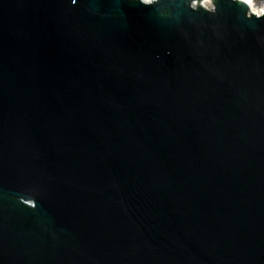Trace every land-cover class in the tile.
I'll return each instance as SVG.
<instances>
[{
  "label": "water",
  "instance_id": "1",
  "mask_svg": "<svg viewBox=\"0 0 264 264\" xmlns=\"http://www.w3.org/2000/svg\"><path fill=\"white\" fill-rule=\"evenodd\" d=\"M254 8L0 0V264H264Z\"/></svg>",
  "mask_w": 264,
  "mask_h": 264
},
{
  "label": "bare ground",
  "instance_id": "2",
  "mask_svg": "<svg viewBox=\"0 0 264 264\" xmlns=\"http://www.w3.org/2000/svg\"><path fill=\"white\" fill-rule=\"evenodd\" d=\"M145 1H151V0H145ZM240 1V0H239ZM245 4L250 6H255L254 13L255 14H262L264 12V0H257L254 2V0H241ZM205 7H208L210 5V0H204Z\"/></svg>",
  "mask_w": 264,
  "mask_h": 264
},
{
  "label": "rangeland",
  "instance_id": "3",
  "mask_svg": "<svg viewBox=\"0 0 264 264\" xmlns=\"http://www.w3.org/2000/svg\"><path fill=\"white\" fill-rule=\"evenodd\" d=\"M257 0H254V2H256Z\"/></svg>",
  "mask_w": 264,
  "mask_h": 264
},
{
  "label": "snow or ice",
  "instance_id": "4",
  "mask_svg": "<svg viewBox=\"0 0 264 264\" xmlns=\"http://www.w3.org/2000/svg\"><path fill=\"white\" fill-rule=\"evenodd\" d=\"M73 2H75V0H73Z\"/></svg>",
  "mask_w": 264,
  "mask_h": 264
}]
</instances>
